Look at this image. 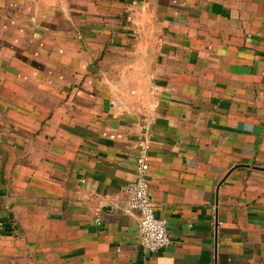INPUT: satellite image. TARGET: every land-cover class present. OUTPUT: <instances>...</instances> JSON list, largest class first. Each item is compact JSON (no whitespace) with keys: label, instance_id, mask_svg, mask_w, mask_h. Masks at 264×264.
Masks as SVG:
<instances>
[{"label":"crops","instance_id":"crops-1","mask_svg":"<svg viewBox=\"0 0 264 264\" xmlns=\"http://www.w3.org/2000/svg\"><path fill=\"white\" fill-rule=\"evenodd\" d=\"M0 264H264V0H0Z\"/></svg>","mask_w":264,"mask_h":264},{"label":"built area","instance_id":"built-area-1","mask_svg":"<svg viewBox=\"0 0 264 264\" xmlns=\"http://www.w3.org/2000/svg\"><path fill=\"white\" fill-rule=\"evenodd\" d=\"M149 142L144 139L139 150L136 178L124 185L127 192V205L130 209L140 212L139 233L142 245L149 251H159L167 246L170 233L167 220L155 214V204L150 194L148 178L149 160L147 150Z\"/></svg>","mask_w":264,"mask_h":264}]
</instances>
